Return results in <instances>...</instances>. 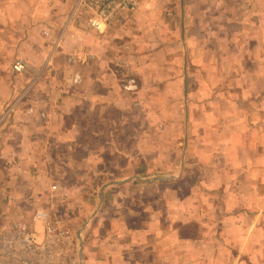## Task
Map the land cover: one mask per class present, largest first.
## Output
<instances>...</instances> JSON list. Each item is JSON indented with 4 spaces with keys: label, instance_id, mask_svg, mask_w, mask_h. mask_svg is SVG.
Instances as JSON below:
<instances>
[{
    "label": "crops",
    "instance_id": "crops-1",
    "mask_svg": "<svg viewBox=\"0 0 264 264\" xmlns=\"http://www.w3.org/2000/svg\"><path fill=\"white\" fill-rule=\"evenodd\" d=\"M1 1L8 7L0 6V29L10 35L0 42V53L3 48L15 51L10 54L21 56L28 67L20 84L0 69V157L11 168H21L29 183L37 177L45 187L51 183L49 175L66 174L62 169L69 162L83 161L84 185H97L91 190L103 202L84 230L76 232L84 235L82 264H264V90L254 89L264 82V33L257 41L249 35L255 0H182L184 50L191 42L185 23L188 1L197 2L200 32L206 31L209 39V34L230 39L239 55L245 48L233 75L245 80V91H230L224 111L212 108L219 123L222 112L233 117L235 125L214 136L190 134L188 99L196 93L198 103L206 104L210 91H190L193 69L205 78L210 72L215 77L217 66L212 70L210 65L219 60L208 55L197 67L183 53V64L177 67L175 22L162 19L163 1L140 0L138 9L120 15L102 31L90 27L84 13L75 9L61 26L64 12L60 6H47V0ZM18 1H25L28 9H9ZM207 16L229 25L214 21L207 27ZM260 29L264 32V24ZM129 73L140 84L132 93L121 88ZM76 74L80 82H75ZM143 79L156 80L146 93L140 91ZM174 82L182 87H169ZM160 91L167 96L179 91L176 94L183 97V138L151 139L150 150L157 153L144 159L165 158L161 166L167 161L172 165L174 142L182 140L180 168L167 167L171 173L164 167L146 171L136 166L143 158L142 144L147 143L141 134L146 114L141 108H151ZM223 92L212 95L217 98ZM133 107L139 112L132 115ZM128 144L136 146L133 152L126 149ZM110 164L117 171L109 173ZM31 171L34 176H28ZM100 175L107 178L95 183ZM143 190L154 193L142 200ZM110 192L117 193L116 200H109Z\"/></svg>",
    "mask_w": 264,
    "mask_h": 264
},
{
    "label": "rangeland",
    "instance_id": "rangeland-1",
    "mask_svg": "<svg viewBox=\"0 0 264 264\" xmlns=\"http://www.w3.org/2000/svg\"><path fill=\"white\" fill-rule=\"evenodd\" d=\"M0 4L1 7L7 8L8 5H5L3 2ZM159 2V1H158ZM191 2H193L191 0ZM190 2V3H191ZM261 2H264L262 0H255L254 2V12L252 14L253 16V24L252 28L249 30V35L251 36V39L258 40L262 37L263 33L261 28V24H264V4L262 6ZM78 1L77 0H47L46 5L47 6H60L63 12L64 16L62 18V24L65 23V21L69 17V11H72L76 8ZM166 3V2H165ZM162 3V6L160 9H162V19L166 18L169 20H174V37L173 39L176 40V45L173 47L174 56L178 59L175 63L177 64V67H180L183 64V53L186 56H191V63L195 66H201L200 64H197L198 61L207 60V56L210 55V58L213 59L216 55L217 59L219 60V63L217 65H210V69L214 70L218 73V75L221 77L222 75L225 76V79L221 80L218 79V75L215 77L213 76V72H210V75L205 78L202 76L199 71L193 69V79L191 80L190 85V91H210L212 94L218 92H223L222 95H219L217 98L213 97V95H208L206 97V104L200 105L198 103V98L196 96V93H193L191 97H189V106L191 107V114H192V121L193 124H191L190 127V134L192 136L196 135H207V136H214V135H221L226 131H229L232 129L233 125H235L233 121V117H229V115L224 114L222 112L219 113V123L217 121V114L214 116L212 114V108L214 106H218L219 110L224 111L226 109V104L228 105L230 100V91H245V80H239L236 77H233L237 75V72L235 69L239 68L238 64H235L237 59H239V56L242 57V53L244 52V49L241 50L240 55L238 50L240 51L238 46H230L228 38L221 40L220 38L216 39L213 34H209L211 39L208 38V33L206 34V31L200 32L199 31V18L197 15V2L195 1L190 5L188 1L189 11L185 14V23L188 25V31H187V39L191 40L189 46H186L187 44H184L185 50L183 49L182 45V39H181V22H182V15H181V5L182 0H176L174 3ZM17 6H9V9L16 8L17 11L21 10L24 12L26 9H28L27 4L25 1H18L16 4ZM146 6V5H145ZM143 6V7H145ZM191 6V7H190ZM158 6H155V9H158ZM62 12V14H63ZM160 13V11H158ZM72 14V12H71ZM229 18L232 20L233 16L228 15ZM220 17V16H219ZM169 18V19H168ZM214 21L215 23H223L224 21L218 18L217 20H213V16H207L205 20V26H212ZM227 24V23H223ZM229 25V24H227ZM238 30V29H234ZM10 34L6 30L5 32L0 29V42L1 41H8V37ZM235 36V39L238 41L240 38ZM198 39H203L202 41H199ZM253 40H250L248 45H251V42ZM239 42V41H238ZM186 43V42H185ZM200 44L203 46L202 50L200 51ZM218 44V45H217ZM227 44V45H226ZM205 45V47H204ZM218 46V47H215ZM10 49L3 48L1 49L0 53V69L4 73L3 76L11 79L15 84L21 83V74H18L14 70V64L19 60H24L21 56H18L14 54H10ZM262 53H264V47L262 49ZM173 56V54L171 55ZM178 56V57H177ZM172 59V58H171ZM196 63H195V62ZM27 63V62H26ZM200 63V62H199ZM28 65V64H27ZM176 67V66H175ZM132 68L130 66V70L127 68V70L132 72ZM12 69V70H11ZM243 69V68H241ZM12 71V72H11ZM26 73V72H25ZM24 74V73H23ZM127 75V74H126ZM170 74L165 75V77ZM131 77H134L136 79V82L138 86L140 87L139 81L137 78L132 75V73H129L125 80L123 81L121 88L124 83L127 82V80ZM205 78V79H203ZM156 80L154 79H143L142 80V89L140 91H144L146 93L149 88H152V83H154ZM158 82V81H157ZM174 87H182L183 83H171L169 84ZM158 82V87H159ZM158 87H155V89H158ZM255 91H262L264 90V82L262 83H256L254 85ZM3 90V88H2ZM123 90V89H122ZM124 91V90H123ZM138 91V90H137ZM151 92V91H150ZM176 93L179 91H175ZM229 92V94H228ZM132 93V92H130ZM174 93L173 95L167 96L162 91L157 92L153 96V101L151 108H141L143 109V113L146 112L145 115H142L141 120V126H142V132L145 136V139L147 140V143L142 144L143 146V158L140 160V164L137 162L136 166H140L141 169L146 171H152L155 170L158 167H164L165 171L168 173H171L170 170L167 167H171L174 170H177L180 168V156L182 154V140L181 141H175L174 142V148L172 149V153H174V161L171 165V162L169 164V161H167V166H161V162H164L165 158L160 161L156 160H146L145 155L153 156L157 152L152 151V144L150 143L151 139H155L159 136L170 138L173 136V138L180 137V139L183 138V121H184V103H183V97L180 94ZM225 93V94H224ZM143 94V92H142ZM157 95V96H156ZM144 96V94H143ZM146 99V97H145ZM186 99V100H187ZM173 106V113H171V107ZM11 106L6 109V111L10 110ZM131 109L130 112L132 115L135 112H139V108ZM168 110V111H167ZM141 113V112H140ZM138 118H141V115L138 114ZM213 115V116H212ZM201 116L205 117L204 119L201 118ZM208 119V120H207ZM235 119V118H234ZM204 120V122H203ZM229 120V123L228 121ZM202 121V122H201ZM217 121V122H215ZM175 125H178V128H175ZM150 143V147H149ZM129 149L131 148L133 152L135 145H127ZM165 148V147H164ZM169 148V146H168ZM152 149V150H150ZM168 149V154H169ZM162 155L165 156L166 152L163 150L161 151ZM133 154V153H130ZM81 160L74 161L75 164H72L74 162H69L64 170L66 171V174L60 175V176H48L50 185L44 186L42 182L39 181V179L36 177L35 180L32 183H29L28 180L23 178V175L21 173V168L19 167H13L11 168L10 162L6 160L3 155L0 157V225L3 223H7L9 221H12L13 219H17L19 217H24L28 220L31 219L32 215L40 208H44L46 211L50 212L51 214H57L62 216L69 228H71L73 231H83L86 222H89L92 220V217L94 216V213L98 209V207H102L103 197L100 198L99 194L97 192H93L91 189H95L98 186L88 184L89 186L84 185L85 181V175H82L83 169H85V165L81 164ZM129 161V160H128ZM127 161V162H128ZM14 162V161H13ZM76 162L78 164H76ZM124 162L126 160L124 159ZM130 162V161H129ZM90 163H87L88 166H90ZM72 164V165H71ZM126 165V163L124 164ZM70 166L72 170L70 169ZM107 171L109 173H112L114 171L115 165H108L106 166ZM76 170V172H73ZM117 171V169L115 168ZM38 171V168L35 170ZM71 172H73L71 174ZM101 173V172H100ZM35 172L31 171L28 176H34ZM167 175V174H166ZM101 177H95V183H100L103 178H107V175H100ZM153 175L150 177L152 178ZM161 177H165V175H161ZM42 178V177H41ZM110 178H114L113 176ZM144 178V177H143ZM43 179V178H42ZM90 180V177L88 178ZM145 179V178H144ZM36 183V185L30 186L33 183ZM53 186H57L56 189L53 188ZM154 193L151 190H143V193L141 194L142 200H147L146 197H148L149 194ZM117 194V193H114ZM110 192L109 200H116V196ZM108 201V199H107ZM100 204V206H99ZM114 210V209H113ZM111 229H114L115 227H112V225H109ZM84 238V235L81 237ZM81 239V240H82ZM84 241V240H83ZM80 263H83V257L80 259Z\"/></svg>",
    "mask_w": 264,
    "mask_h": 264
},
{
    "label": "built area",
    "instance_id": "built-area-1",
    "mask_svg": "<svg viewBox=\"0 0 264 264\" xmlns=\"http://www.w3.org/2000/svg\"><path fill=\"white\" fill-rule=\"evenodd\" d=\"M77 1L75 12L84 13L87 24L100 31L120 15L135 11L140 6V0ZM160 1L174 3L176 0ZM27 67L24 60L14 64L18 74L25 73ZM74 80L80 82V75L76 74ZM137 87L133 77L123 84L125 91L133 92ZM0 264H79L77 233L69 228L62 216L42 208L30 220L19 217L3 223L0 225Z\"/></svg>",
    "mask_w": 264,
    "mask_h": 264
},
{
    "label": "water",
    "instance_id": "water-1",
    "mask_svg": "<svg viewBox=\"0 0 264 264\" xmlns=\"http://www.w3.org/2000/svg\"><path fill=\"white\" fill-rule=\"evenodd\" d=\"M78 237H79V240H80V243H79V257H80V259H82V248H83V243H82V238H81V233H79V235H78ZM80 264H82V263H80Z\"/></svg>",
    "mask_w": 264,
    "mask_h": 264
}]
</instances>
